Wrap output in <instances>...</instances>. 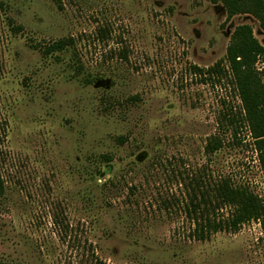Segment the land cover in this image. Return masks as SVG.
<instances>
[{
    "label": "rangeland",
    "instance_id": "rangeland-1",
    "mask_svg": "<svg viewBox=\"0 0 264 264\" xmlns=\"http://www.w3.org/2000/svg\"><path fill=\"white\" fill-rule=\"evenodd\" d=\"M241 24L264 45L257 18L211 0H0V259L264 264L260 221L195 240L183 208L198 174L264 199L248 127L221 124L241 104L232 81L202 76L228 69Z\"/></svg>",
    "mask_w": 264,
    "mask_h": 264
},
{
    "label": "trees",
    "instance_id": "trees-1",
    "mask_svg": "<svg viewBox=\"0 0 264 264\" xmlns=\"http://www.w3.org/2000/svg\"><path fill=\"white\" fill-rule=\"evenodd\" d=\"M222 3L228 19L237 14H251L264 30V0H211ZM67 40H59L46 47L53 54L67 48ZM264 58V45L254 34L249 24L238 25L232 33L227 47L228 69L217 62L204 71L202 76L215 82L229 77L237 91L240 105L224 104L221 124L232 130L235 137L242 126H247L254 139L260 163L264 170V80L257 67ZM203 71V69H199ZM208 74V75H207ZM225 145L221 136H212L206 145L207 153H215ZM107 161L112 160L105 155ZM190 198L184 205L189 217L190 236L195 240H209L218 232H236L249 221H260L264 228V199L248 185L236 183L230 176L198 174L190 182ZM5 193V182L0 167V196ZM226 211V212H225ZM0 264H17L0 259Z\"/></svg>",
    "mask_w": 264,
    "mask_h": 264
}]
</instances>
